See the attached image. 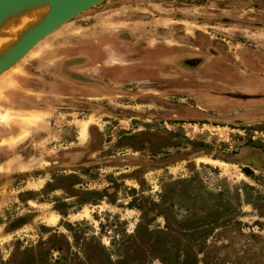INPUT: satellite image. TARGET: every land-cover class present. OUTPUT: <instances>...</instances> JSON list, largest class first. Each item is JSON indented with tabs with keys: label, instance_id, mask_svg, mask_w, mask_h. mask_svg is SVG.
I'll list each match as a JSON object with an SVG mask.
<instances>
[{
	"label": "rangeland",
	"instance_id": "374dc122",
	"mask_svg": "<svg viewBox=\"0 0 264 264\" xmlns=\"http://www.w3.org/2000/svg\"><path fill=\"white\" fill-rule=\"evenodd\" d=\"M5 111L0 264H264V0H103Z\"/></svg>",
	"mask_w": 264,
	"mask_h": 264
},
{
	"label": "water",
	"instance_id": "95a60500",
	"mask_svg": "<svg viewBox=\"0 0 264 264\" xmlns=\"http://www.w3.org/2000/svg\"><path fill=\"white\" fill-rule=\"evenodd\" d=\"M103 0H0V23L9 15L28 7L45 3V14L36 22L27 24L4 51L0 52V74L15 64L38 41L53 32L78 13Z\"/></svg>",
	"mask_w": 264,
	"mask_h": 264
},
{
	"label": "bare ground",
	"instance_id": "6f19581e",
	"mask_svg": "<svg viewBox=\"0 0 264 264\" xmlns=\"http://www.w3.org/2000/svg\"><path fill=\"white\" fill-rule=\"evenodd\" d=\"M47 9L48 6L45 3L35 4L19 13H14L4 18L0 23V52L4 51L8 46L12 44V42H14L22 28H24L27 24L39 20L45 14ZM34 46H32L28 50V52ZM1 74H3V72ZM4 113V115L0 116V121L3 122H7L12 118L19 119V121H23L24 119H26V117H23L24 115H22V113H18L16 111H5Z\"/></svg>",
	"mask_w": 264,
	"mask_h": 264
},
{
	"label": "trees",
	"instance_id": "16d2710c",
	"mask_svg": "<svg viewBox=\"0 0 264 264\" xmlns=\"http://www.w3.org/2000/svg\"><path fill=\"white\" fill-rule=\"evenodd\" d=\"M242 169H243L244 172L246 171V170H245L246 168H242Z\"/></svg>",
	"mask_w": 264,
	"mask_h": 264
}]
</instances>
